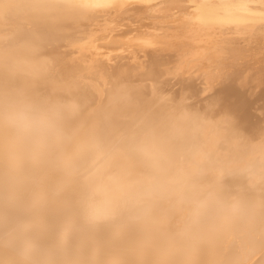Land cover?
Masks as SVG:
<instances>
[{
	"label": "bare ground",
	"instance_id": "6f19581e",
	"mask_svg": "<svg viewBox=\"0 0 264 264\" xmlns=\"http://www.w3.org/2000/svg\"><path fill=\"white\" fill-rule=\"evenodd\" d=\"M0 91L63 106L79 145L39 181L5 169L0 235L13 249L61 244L75 211L81 264H264V0H42L0 24ZM146 175L206 187L225 209L215 229L186 246L178 197L145 214L110 190ZM45 188L58 205L38 202Z\"/></svg>",
	"mask_w": 264,
	"mask_h": 264
},
{
	"label": "clouds",
	"instance_id": "9594fccd",
	"mask_svg": "<svg viewBox=\"0 0 264 264\" xmlns=\"http://www.w3.org/2000/svg\"><path fill=\"white\" fill-rule=\"evenodd\" d=\"M42 0H0V24L22 18L38 10ZM7 10L8 19L5 18ZM68 114L61 105L17 96L0 91V187L5 169L15 170L32 181H39L50 174L63 170L71 154L78 148L67 126ZM211 149H209L210 151ZM138 151L147 158L155 156L157 149L151 143H143ZM264 165V151L261 153ZM203 159L199 150L193 155L192 171L195 172ZM116 197H125L140 205L147 214L154 201L162 197H178L183 204L186 220L185 245L195 246L203 236L215 229L225 211L217 198L195 182L187 180L170 184L157 175L134 179H121L113 189ZM42 205H58L61 193L55 188H45L36 193ZM94 208L93 205L89 206ZM228 211L243 213L248 207L232 205ZM94 212L84 221L95 219ZM81 218L73 211L70 222L62 229L64 240L55 247L37 244L30 240H18L13 249L10 241L0 235V253L14 251L13 264H81L72 258L70 250L78 241ZM171 264H185L175 260Z\"/></svg>",
	"mask_w": 264,
	"mask_h": 264
}]
</instances>
